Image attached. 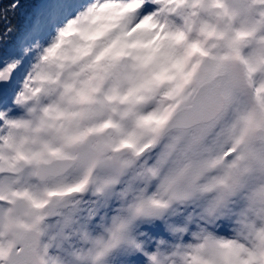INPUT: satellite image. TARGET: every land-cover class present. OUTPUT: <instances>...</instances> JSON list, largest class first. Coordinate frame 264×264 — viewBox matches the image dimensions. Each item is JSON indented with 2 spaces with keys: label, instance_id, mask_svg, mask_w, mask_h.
<instances>
[{
  "label": "clouds",
  "instance_id": "clouds-1",
  "mask_svg": "<svg viewBox=\"0 0 264 264\" xmlns=\"http://www.w3.org/2000/svg\"><path fill=\"white\" fill-rule=\"evenodd\" d=\"M50 5L0 60V264H264V0Z\"/></svg>",
  "mask_w": 264,
  "mask_h": 264
},
{
  "label": "trees",
  "instance_id": "trees-1",
  "mask_svg": "<svg viewBox=\"0 0 264 264\" xmlns=\"http://www.w3.org/2000/svg\"><path fill=\"white\" fill-rule=\"evenodd\" d=\"M12 2H16V0H0V10ZM50 6V0H18L17 14L13 15L11 12L8 14V19L16 26V32L12 37L7 39L5 44L11 43L16 36H19L29 27L34 18L37 19ZM6 27V22L0 20V34H3Z\"/></svg>",
  "mask_w": 264,
  "mask_h": 264
},
{
  "label": "snow or ice",
  "instance_id": "snow-or-ice-1",
  "mask_svg": "<svg viewBox=\"0 0 264 264\" xmlns=\"http://www.w3.org/2000/svg\"><path fill=\"white\" fill-rule=\"evenodd\" d=\"M13 4H15V7L13 8ZM12 10L13 15L17 14V9H18V0H16V2H12L9 5H7L5 8H3L2 10L7 12L8 9ZM36 19L34 18L33 21L30 23L29 27L27 29L24 30V32H22L19 36H16L11 43L9 44H4V43H0V60H2V58L4 56H8V55H12L16 53V50L19 46V40L20 38L29 30L34 26ZM15 33H10L9 37H12ZM4 40V35L0 34V42H2ZM3 74L0 73V78H2Z\"/></svg>",
  "mask_w": 264,
  "mask_h": 264
}]
</instances>
